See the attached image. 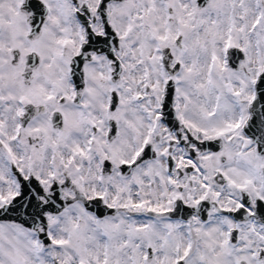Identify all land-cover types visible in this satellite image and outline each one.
Returning a JSON list of instances; mask_svg holds the SVG:
<instances>
[{"label":"snow or ice","instance_id":"obj_1","mask_svg":"<svg viewBox=\"0 0 264 264\" xmlns=\"http://www.w3.org/2000/svg\"><path fill=\"white\" fill-rule=\"evenodd\" d=\"M0 264H264V0H0Z\"/></svg>","mask_w":264,"mask_h":264}]
</instances>
